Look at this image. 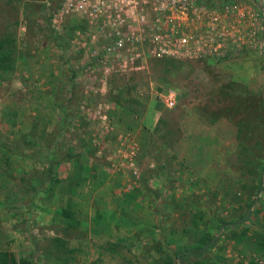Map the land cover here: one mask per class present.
Here are the masks:
<instances>
[{
  "label": "rangeland",
  "instance_id": "obj_1",
  "mask_svg": "<svg viewBox=\"0 0 264 264\" xmlns=\"http://www.w3.org/2000/svg\"><path fill=\"white\" fill-rule=\"evenodd\" d=\"M60 3L0 0V251L18 264H264L259 56L103 75Z\"/></svg>",
  "mask_w": 264,
  "mask_h": 264
},
{
  "label": "built area",
  "instance_id": "obj_2",
  "mask_svg": "<svg viewBox=\"0 0 264 264\" xmlns=\"http://www.w3.org/2000/svg\"><path fill=\"white\" fill-rule=\"evenodd\" d=\"M74 15L94 68L147 70L152 61H210L259 56L264 78V0H61ZM173 107L176 92L162 95ZM107 109L98 104L99 118Z\"/></svg>",
  "mask_w": 264,
  "mask_h": 264
},
{
  "label": "trees",
  "instance_id": "obj_3",
  "mask_svg": "<svg viewBox=\"0 0 264 264\" xmlns=\"http://www.w3.org/2000/svg\"><path fill=\"white\" fill-rule=\"evenodd\" d=\"M8 58H9L8 54L6 53L3 54V56L0 58V66H3L5 61L8 60ZM1 145H2V148L8 152L21 154V152L14 146H11L4 142ZM259 189H262L261 185H259ZM60 214L68 219L71 218V213L66 208H62V210L60 211ZM215 239L216 238L214 236L209 237V238H202L200 240L201 246L199 248L179 250L176 255L177 262H180L182 258H184L186 255H191V254L199 255V254H202L203 250L212 251L214 248ZM21 262L22 264H28L26 260H22ZM0 264H18V263L15 258V255L11 251L1 250L0 251Z\"/></svg>",
  "mask_w": 264,
  "mask_h": 264
}]
</instances>
